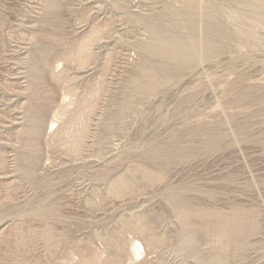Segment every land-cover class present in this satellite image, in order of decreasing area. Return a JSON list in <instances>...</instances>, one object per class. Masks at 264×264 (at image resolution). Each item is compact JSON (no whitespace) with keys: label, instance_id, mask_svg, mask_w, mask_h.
Segmentation results:
<instances>
[{"label":"rangeland","instance_id":"obj_1","mask_svg":"<svg viewBox=\"0 0 264 264\" xmlns=\"http://www.w3.org/2000/svg\"><path fill=\"white\" fill-rule=\"evenodd\" d=\"M261 1L0 0V264H264Z\"/></svg>","mask_w":264,"mask_h":264},{"label":"bare ground","instance_id":"obj_2","mask_svg":"<svg viewBox=\"0 0 264 264\" xmlns=\"http://www.w3.org/2000/svg\"><path fill=\"white\" fill-rule=\"evenodd\" d=\"M261 3H263V1H261ZM144 250H145V248H144L143 243L138 241L137 242V247H136L137 255L141 256L142 255V251H144Z\"/></svg>","mask_w":264,"mask_h":264}]
</instances>
